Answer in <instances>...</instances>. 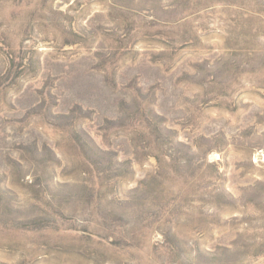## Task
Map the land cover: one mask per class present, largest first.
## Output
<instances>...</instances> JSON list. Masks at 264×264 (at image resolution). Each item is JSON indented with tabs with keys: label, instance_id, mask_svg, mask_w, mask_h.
I'll return each mask as SVG.
<instances>
[{
	"label": "rangeland",
	"instance_id": "obj_1",
	"mask_svg": "<svg viewBox=\"0 0 264 264\" xmlns=\"http://www.w3.org/2000/svg\"><path fill=\"white\" fill-rule=\"evenodd\" d=\"M0 264H264V0H0Z\"/></svg>",
	"mask_w": 264,
	"mask_h": 264
}]
</instances>
